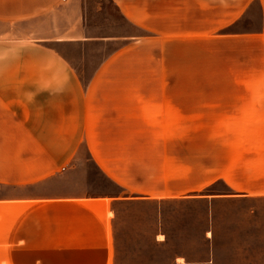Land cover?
<instances>
[{
  "label": "crops",
  "instance_id": "1",
  "mask_svg": "<svg viewBox=\"0 0 264 264\" xmlns=\"http://www.w3.org/2000/svg\"><path fill=\"white\" fill-rule=\"evenodd\" d=\"M111 1L159 49L216 16L232 51L216 72L264 80V0ZM85 22L83 0H0V264H116L120 203L264 198V89L206 105L173 85L188 61L132 55L139 42L71 57L97 42Z\"/></svg>",
  "mask_w": 264,
  "mask_h": 264
},
{
  "label": "rangeland",
  "instance_id": "2",
  "mask_svg": "<svg viewBox=\"0 0 264 264\" xmlns=\"http://www.w3.org/2000/svg\"><path fill=\"white\" fill-rule=\"evenodd\" d=\"M83 4L86 28L97 42L84 49H66L71 57L100 58L139 42L134 44L132 55L147 58L150 52L160 53L172 63L174 71L179 62L188 61L190 78L182 83L174 81L173 85L197 90L206 105L216 104V91L223 89H264V80L224 79L230 74L216 72L229 62L232 52L228 29L216 33V16H205L204 33L189 35L188 42L174 40L168 48L159 49L149 45L146 33L122 18L111 0H83ZM254 10L257 15V7ZM194 62L199 66L192 69ZM87 65L82 67L88 74ZM220 76L223 78L218 79ZM93 179L94 195L117 192L111 183ZM212 190L226 189L219 183ZM115 208L116 264H264V198L120 203ZM156 235L158 242H154Z\"/></svg>",
  "mask_w": 264,
  "mask_h": 264
}]
</instances>
